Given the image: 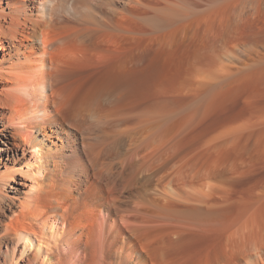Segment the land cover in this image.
Masks as SVG:
<instances>
[{"label": "bare ground", "instance_id": "6f19581e", "mask_svg": "<svg viewBox=\"0 0 264 264\" xmlns=\"http://www.w3.org/2000/svg\"><path fill=\"white\" fill-rule=\"evenodd\" d=\"M244 152L264 0H0V264H264V178L228 194Z\"/></svg>", "mask_w": 264, "mask_h": 264}, {"label": "rangeland", "instance_id": "374dc122", "mask_svg": "<svg viewBox=\"0 0 264 264\" xmlns=\"http://www.w3.org/2000/svg\"><path fill=\"white\" fill-rule=\"evenodd\" d=\"M94 57H95V55H91V57H87L86 59L83 58V60L81 59L82 60L81 62H79L77 65H75L74 67L71 68L70 75H69L70 84L73 85V83H74L73 80L77 84H80V83L83 84V83L89 81L90 77L92 79V77L98 76L100 73L106 71L109 68L110 63H111L110 52L106 51L101 56L102 59L101 58L97 59V56L95 58ZM73 75L78 81L75 80ZM84 78H86L85 80H87V81H85ZM242 154L240 155L241 157L237 156L234 159L229 158L230 160L227 161V163H230V161H231V163H230L231 166H229L230 170H228V172H231V170H233L232 172H234V171L235 172H245L242 174L236 173L235 174L236 181L234 180L233 181L234 184H231V187L232 186L233 187L228 188L229 189L228 194H230L229 195L230 197L234 196V197H231L233 199L241 198V197L249 198L252 194L251 189L253 188V186L255 187L254 184L255 183L257 184L259 180H262L264 178V155H261V156L256 155L255 156L252 154L250 155L246 152H244ZM257 157H259V158L257 159ZM235 185H236V187H235ZM233 188H235V189H233ZM239 193L244 194V196L240 195ZM205 243L202 242V244L200 243L201 245L198 244V245H196V247H195V245L190 247V249L192 248L191 253H196V250H197V252H200V249L205 245ZM198 248H199V250H198Z\"/></svg>", "mask_w": 264, "mask_h": 264}]
</instances>
